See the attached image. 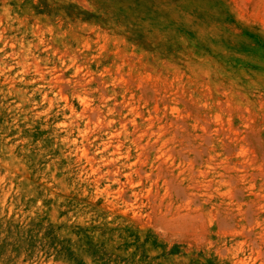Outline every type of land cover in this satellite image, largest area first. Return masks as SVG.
<instances>
[{"label": "rangeland", "instance_id": "374dc122", "mask_svg": "<svg viewBox=\"0 0 264 264\" xmlns=\"http://www.w3.org/2000/svg\"><path fill=\"white\" fill-rule=\"evenodd\" d=\"M0 264H264V0H0Z\"/></svg>", "mask_w": 264, "mask_h": 264}]
</instances>
